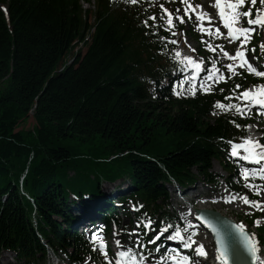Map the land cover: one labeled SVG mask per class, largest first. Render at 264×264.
I'll return each instance as SVG.
<instances>
[{
	"label": "trees",
	"instance_id": "trees-1",
	"mask_svg": "<svg viewBox=\"0 0 264 264\" xmlns=\"http://www.w3.org/2000/svg\"><path fill=\"white\" fill-rule=\"evenodd\" d=\"M95 1L90 27L79 0H0L7 9L0 7V251L13 252L16 264H38L44 243L70 264H83L87 255L96 259L72 229L77 202L92 201L107 229L113 221L127 233L133 224L121 225L117 208L102 197V181H130L120 203L134 205L142 250L144 222L154 216L176 222L164 209L166 182L216 183V160L228 183L242 186L233 181L235 165L227 156L229 141L241 139L249 119L215 106L217 99L229 103L230 89L177 96L176 77L159 87L182 65L167 43L169 31L154 33L163 24L148 18L158 10L155 0ZM86 33L87 47L59 71ZM29 117L32 127H20ZM70 141H97L103 155L77 153ZM257 216L247 214L250 221Z\"/></svg>",
	"mask_w": 264,
	"mask_h": 264
},
{
	"label": "rangeland",
	"instance_id": "rangeland-1",
	"mask_svg": "<svg viewBox=\"0 0 264 264\" xmlns=\"http://www.w3.org/2000/svg\"><path fill=\"white\" fill-rule=\"evenodd\" d=\"M170 2L172 4L173 9L177 10L179 8L180 12L178 14L184 16V19H186L188 21V23L186 24V29L181 34V37L179 38V35L175 34L174 38L172 40H170V42L173 40L177 41V43H172L173 45H179L181 42L184 47L189 48L190 51H192L191 53H193V56L196 54V58L197 57H201L202 59L214 58V59H217L218 64L220 66H222V64L224 63L222 55H221V46L222 45L219 43L218 39L216 37H211V36H208L206 34H203V32L199 30L198 26H196L195 23L193 22V19L189 18L190 17L189 13H188V15H185L184 8L186 5L181 3V0H171ZM194 3L201 5V6L205 7L206 9H208V6L211 4V0H195ZM91 4H92V2H90V7H92ZM83 5H84V7H86V9H87V7H89L87 4H83ZM259 6H260V3H259V0H257L256 7L258 8ZM253 12H255V10H253ZM90 17H91L90 18V21H91L92 15H90ZM256 33L261 36V39L259 42V46L261 47V45L264 43V29L262 31H260L258 29L254 30L253 34L255 35ZM85 48H86V46L81 48V50H84ZM75 49L76 48H74L72 51H70L68 55H65V57L62 59V62H61L62 66L66 65V63L69 61V59L75 53ZM193 49H195V51H193ZM213 49H215V50H213ZM247 56H248L249 60L252 62V64L255 65L258 63L255 60V56L251 53V49L248 47H247ZM194 58H195V56H194ZM212 63H214V62H212ZM243 72L246 73V71H243ZM238 75H239V72L232 71V72H229L226 74V79L233 81L235 78L238 77ZM192 79L193 78H191V76H189V75H184L182 78V80H184V82H185L184 87H186L189 90H193V88H195V87H198L199 89H206V87L208 88L209 85H213L210 81L207 82L208 79H210V77L208 78L207 76H204L202 79V80L207 82L206 83L207 85H205L202 81L198 83ZM201 84L204 85L203 88L201 87ZM180 88H183V87H180ZM240 96H241V94H238L237 96H233L232 99H233L235 105H243L246 103V100L243 98H240ZM32 123H33V120L31 117H29L25 122L21 123L20 127H24V129H30L32 127ZM254 128H258L261 131H264V122L252 123L251 126H249L246 130L247 135ZM258 135L264 136V134H261V133H258ZM68 144L73 150H76L77 153L84 154L85 156H88V157H91V156L95 157V155H97V154L103 155L101 152L102 149H99L100 145L97 143V141H95L94 144H90V145H87L85 143L78 144L75 141H70ZM259 169H261V168L254 170V176L252 174H249V177L256 178V179L260 178L261 176H260L259 171H258ZM212 171H213V173L218 174L220 176L221 175L225 176V172L221 169V167L219 166L217 161H213ZM238 173H240V171ZM70 174H72V173H70ZM246 184L255 185L257 188H259L261 194L259 195L258 200L264 201V183L260 182V179H258L257 183L250 184L247 182ZM120 185H121L120 190L124 189L125 192H127L129 190V180L127 178L118 179L113 184H109V183L102 181L101 185H100V190H102L103 194L105 195V193H108L112 189V187L117 188ZM193 186L195 188V191H194V193L190 199L192 204L185 209H180L179 204L176 203L177 198L174 197L175 192L173 191V185L168 184L166 186V189H167L169 198H168V201L166 202V204L164 205V207L169 213L174 214L178 218L179 222L182 224V231L186 232V235H187V237H185V239L188 238V235H189V236H191V239L194 238V241L196 240L195 245H194V250H195L196 246L201 245V244L203 245V243H206L208 245L204 246V251L205 252L208 251L207 255H209L211 257L215 255L214 249H213L214 244L212 241H210V238L207 237V234L205 233V231L199 227H192L193 222H194V219H193L194 213L191 209H195L200 205H203V206L206 205L207 207H211L213 209L223 210V211L226 210L231 215H233V217H235L236 219H243V215L246 212H248L250 210L258 209L262 212V215L264 216V203H261L260 207H254L252 205L243 203L240 199H237L236 203H230L229 205L221 204V200L223 198H225L226 193H228V194L231 193L232 196L247 195L249 197L254 192V190L251 187L244 186L242 189V191L244 193L242 195H237V194L229 191L230 189H228V187L226 186L223 178L222 179L220 178V183L218 186L208 184L204 181H199L196 184H194ZM107 198H108V195H107ZM74 206L75 205H73L72 207H74ZM200 207H202V206H200ZM129 209L131 210V207ZM126 220L124 221L125 223H127V221H128V220L127 221ZM154 221H156V223H157L156 228L162 226V224H163L162 220H160L159 218L154 217ZM260 222L262 224H264V219L260 220ZM257 229L260 233L264 234V229L262 226H259ZM147 230L152 231L148 227H147ZM105 239H108L110 242H112V243H110L111 251H112V249L116 250V248H117V246L115 245L116 243H113V240L116 242L120 241L122 248H123L122 251L130 248V240H129L128 236H122V235L117 234V230H116L115 226H112L110 228L109 234H108V236L105 237ZM167 240H168V236L163 237V242H166ZM90 241L93 244L95 243L91 239H90ZM138 241H139V239H137V240H136V238L133 239V242H138ZM194 250H193V254L197 255ZM97 255L99 256V258H102L99 253H97ZM113 255H114L113 261L115 263L113 261H111V264H112V262H113V264H117V261L119 260L118 258H120V257L118 255V253L113 252ZM102 259H103L104 264H109V262L106 259H104V258H102ZM51 261L55 262L54 258H52L51 256L46 257V260L44 262L41 261L40 264H50ZM59 261H60V264H68L67 261L65 259H63L62 255L59 256ZM11 262L14 263V259H13L12 255L9 253H6V252H1L0 264H9ZM90 262H91L90 259L89 260L86 259L85 264H90Z\"/></svg>",
	"mask_w": 264,
	"mask_h": 264
},
{
	"label": "snow or ice",
	"instance_id": "snow-or-ice-1",
	"mask_svg": "<svg viewBox=\"0 0 264 264\" xmlns=\"http://www.w3.org/2000/svg\"><path fill=\"white\" fill-rule=\"evenodd\" d=\"M128 2L136 3L137 0H128ZM181 3L186 5L184 8L185 15H188L190 11L195 12L197 8H202L201 5L193 6L190 0H181ZM259 3L261 7L257 8L256 7L257 0H226V7H225V4L222 3V0H215V7L218 9V14L224 26L228 29V34L229 36L232 37L233 41L239 39L240 36H244V40L241 41V45H244L250 39L249 33L254 31V29H250L247 27H234V25L239 23V19L241 17L247 18V23L250 25H259L261 27H264V0H259ZM246 4H247V9L244 10ZM160 7L166 13V17L162 19H164V21L166 22L169 28L175 27L174 20L178 21L179 23L185 22L184 16L178 14L180 12L179 8L176 10L177 15L174 16L172 12H169L168 9L164 8L163 4H161ZM253 10H255L254 18H253ZM196 15H197V20L201 21V23L198 25L199 30L205 31L206 29L204 28L202 21L205 18H207L210 21L211 16L208 13L203 12V11H200ZM150 19L155 21L157 17L153 15L152 17H150ZM144 24L148 26V21L145 20ZM208 31L210 34L211 30L208 29ZM216 32L217 34H220L219 29H216ZM172 34L175 35L174 32ZM162 39H165V38H162ZM171 43H177V41L173 40L171 41ZM261 48L264 49V44L261 45ZM221 50L223 51V49ZM193 51H195V49H193ZM180 55L181 53L177 51L176 56L179 57ZM224 55L228 57L230 60L239 59L240 60L239 67L241 68L246 67L249 73L255 74L258 77H264V70L258 69V67L254 66L251 62H249L245 51H242L240 48L237 49L234 56L230 55L226 51L224 52ZM183 61L188 62L190 64H195L196 67H199V64L193 61L192 57L190 56H184ZM227 68L229 71H234V66L232 64L227 65ZM221 78L223 79V77ZM201 87L203 88L204 85L201 84ZM236 87L239 88L240 85H237ZM205 90L209 91L210 89L206 88ZM192 94L194 95L195 92L193 91ZM240 98L248 100L252 104L264 106V85L258 86V90L255 93L251 92L250 90H245L243 93H241ZM226 99H229V98L226 97ZM215 106L225 111L235 108V110L240 114H243L245 107H246V106L242 107L240 105H233V104L225 105L219 101H217ZM237 127H239V125H237ZM229 143L232 144L231 141H229ZM241 148L244 149V153H245L242 156V159L249 160L257 164H259L261 161H264V145H261L259 141H255L251 138H245L243 143L241 144H232L231 154L233 156H238L240 154L238 152V149H241ZM257 149H260V151H257ZM258 171H259V174L261 175V178H264V169H259ZM239 174L247 181L249 178V169L243 168L241 169ZM245 186L251 187L257 195L261 194L260 189L257 188L255 185L246 184ZM230 199H240L243 203L252 205L254 207H260L261 203H264V201L250 200L247 195L233 196V197H230ZM256 223L259 224V221H257ZM150 225H151V221L149 220L147 221L146 224H144V227H150ZM233 228L235 229L236 232L239 233V236L243 242L244 250L246 251V253L251 256L253 261H259L260 256L258 255V253L260 252V248H259V242L254 238L255 234L246 233L245 225L243 223L235 224L233 225ZM168 238L169 239H177V238L183 239L180 231L178 230L174 233V235L169 236ZM95 239L99 241V251L107 259L106 242L103 240V237H95ZM229 240H231V235H229ZM116 243L117 245L122 247L119 241H117ZM193 244H195V241H191V243H185L184 247L191 248ZM217 244L220 245V247L217 249L216 258L221 261V264H228V259H229L228 245L224 242L222 238L219 237V235H217ZM194 251L199 256L207 255V253L204 251V246L202 244L196 246ZM131 252L132 250L128 249L127 251H120L118 255L121 258H127L129 257ZM142 259L143 258L138 259L136 255L131 256L132 264H141ZM172 259L176 261V264H194L192 258L189 256H183L181 260H177V258L173 256ZM109 264H111V261H109ZM117 264H124V261L119 260L117 261Z\"/></svg>",
	"mask_w": 264,
	"mask_h": 264
},
{
	"label": "water",
	"instance_id": "water-1",
	"mask_svg": "<svg viewBox=\"0 0 264 264\" xmlns=\"http://www.w3.org/2000/svg\"><path fill=\"white\" fill-rule=\"evenodd\" d=\"M196 218L212 236L216 253L217 249L220 247V245L217 244V235H219V237L222 238L228 245V264L255 263V261L252 260L251 256L244 250V245L239 236V233L236 232L233 228V225L237 223H235L232 219L222 215L218 211L206 208L197 209ZM246 233L248 232L246 231ZM229 235H231V240H229Z\"/></svg>",
	"mask_w": 264,
	"mask_h": 264
},
{
	"label": "bare ground",
	"instance_id": "bare-ground-1",
	"mask_svg": "<svg viewBox=\"0 0 264 264\" xmlns=\"http://www.w3.org/2000/svg\"><path fill=\"white\" fill-rule=\"evenodd\" d=\"M177 51H179V52L181 53V55L179 56L180 58L183 59L184 56H190V57H192V59H193V61H194V58H193V56H192V53L189 52L188 49L182 47V45H180V47L176 49L175 53H176ZM251 137H252V134H251V132H250L249 135L247 136V138H251ZM202 207H203V206H202ZM205 233L207 234V237L210 238V241H212L210 235H209L206 231H205ZM206 245H208V244L203 243V246H206ZM255 264H263V261L260 259L259 261H256Z\"/></svg>",
	"mask_w": 264,
	"mask_h": 264
}]
</instances>
